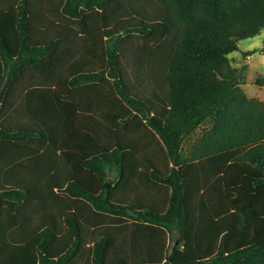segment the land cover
<instances>
[{"label": "trees", "instance_id": "16d2710c", "mask_svg": "<svg viewBox=\"0 0 264 264\" xmlns=\"http://www.w3.org/2000/svg\"><path fill=\"white\" fill-rule=\"evenodd\" d=\"M263 31L264 0H0V264H264L231 57Z\"/></svg>", "mask_w": 264, "mask_h": 264}, {"label": "rangeland", "instance_id": "374dc122", "mask_svg": "<svg viewBox=\"0 0 264 264\" xmlns=\"http://www.w3.org/2000/svg\"><path fill=\"white\" fill-rule=\"evenodd\" d=\"M240 52L232 54L243 77V89L249 98L264 102V31L255 39L239 43ZM255 51L250 57H243V52ZM3 66L0 61V76Z\"/></svg>", "mask_w": 264, "mask_h": 264}, {"label": "crops", "instance_id": "0c3cea01", "mask_svg": "<svg viewBox=\"0 0 264 264\" xmlns=\"http://www.w3.org/2000/svg\"><path fill=\"white\" fill-rule=\"evenodd\" d=\"M1 61V60H0ZM2 63V62H1Z\"/></svg>", "mask_w": 264, "mask_h": 264}]
</instances>
